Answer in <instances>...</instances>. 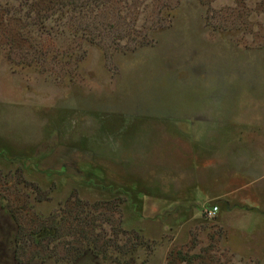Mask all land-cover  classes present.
Listing matches in <instances>:
<instances>
[{"label":"rangeland","instance_id":"1","mask_svg":"<svg viewBox=\"0 0 264 264\" xmlns=\"http://www.w3.org/2000/svg\"><path fill=\"white\" fill-rule=\"evenodd\" d=\"M0 264H264V0H0Z\"/></svg>","mask_w":264,"mask_h":264},{"label":"built area","instance_id":"2","mask_svg":"<svg viewBox=\"0 0 264 264\" xmlns=\"http://www.w3.org/2000/svg\"><path fill=\"white\" fill-rule=\"evenodd\" d=\"M216 212H217V206L216 205L208 206L204 209V215L206 217H209V218L214 217Z\"/></svg>","mask_w":264,"mask_h":264}]
</instances>
